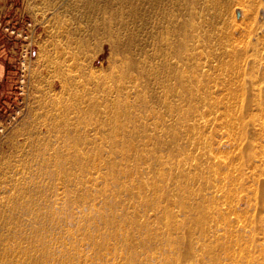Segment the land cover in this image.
Wrapping results in <instances>:
<instances>
[{
  "label": "bare ground",
  "instance_id": "6f19581e",
  "mask_svg": "<svg viewBox=\"0 0 264 264\" xmlns=\"http://www.w3.org/2000/svg\"><path fill=\"white\" fill-rule=\"evenodd\" d=\"M68 2L101 21L0 153V264H264V0Z\"/></svg>",
  "mask_w": 264,
  "mask_h": 264
},
{
  "label": "rangeland",
  "instance_id": "374dc122",
  "mask_svg": "<svg viewBox=\"0 0 264 264\" xmlns=\"http://www.w3.org/2000/svg\"><path fill=\"white\" fill-rule=\"evenodd\" d=\"M68 1L0 0V22L2 26L14 28L21 32L23 37L28 36V40H24L23 38L12 37L5 30L0 29V40L2 39V44L6 43L7 54L12 57V64L8 67V80L11 89L6 100L7 105L5 104L3 111H0V153L11 150L10 142L16 139L22 140L17 132L24 123L31 122L36 112H40L39 101L46 100V97L60 92L58 84L55 89L50 85L54 79V70L49 63L52 58H56V54L57 57H61L62 53H65L64 44L68 41L57 38V30L60 31L63 28L83 29L85 26L89 29L95 22L101 21L97 10L85 14L87 16H83L84 18L66 12ZM234 13V18L239 20V11ZM27 25L31 26L28 27ZM90 31L91 29L84 35L75 33L69 40L73 41L75 38L81 39L82 37L93 40ZM9 39L11 40L9 41ZM90 42L93 44V41ZM103 46L97 66L102 60L110 58L108 45L103 43ZM26 47L29 54L23 59L22 50ZM24 62L26 63L25 68ZM104 66H107V61H105ZM219 137V143L222 144L224 138ZM249 173L250 171H248ZM255 187L257 189L256 185ZM251 199L255 200V205L252 200L248 204L246 198H242L240 199L242 202L238 204L239 208L245 209L252 215L257 213L256 215L264 216V201L260 202L256 196H252Z\"/></svg>",
  "mask_w": 264,
  "mask_h": 264
},
{
  "label": "crops",
  "instance_id": "0c3cea01",
  "mask_svg": "<svg viewBox=\"0 0 264 264\" xmlns=\"http://www.w3.org/2000/svg\"><path fill=\"white\" fill-rule=\"evenodd\" d=\"M10 40L11 39H9V41ZM1 41L2 39L0 40V111H3V108L5 107L4 105L7 103L6 100L8 99V94L10 93L9 91L11 89L8 80V67L12 64V57L7 54V48L5 47L6 43L2 44Z\"/></svg>",
  "mask_w": 264,
  "mask_h": 264
},
{
  "label": "built area",
  "instance_id": "2783aa9c",
  "mask_svg": "<svg viewBox=\"0 0 264 264\" xmlns=\"http://www.w3.org/2000/svg\"><path fill=\"white\" fill-rule=\"evenodd\" d=\"M27 26L29 27L31 25H27ZM0 29L5 30V32L9 33V35L12 36V37L23 38L24 40H28V36L23 37L22 36L23 34L21 32L16 31L14 28L4 27V26H2V23L1 22H0ZM28 48H29V45H28ZM28 48L26 47V48H24L22 50V52H23V54H22L23 59L26 58V56L29 54Z\"/></svg>",
  "mask_w": 264,
  "mask_h": 264
},
{
  "label": "water",
  "instance_id": "95a60500",
  "mask_svg": "<svg viewBox=\"0 0 264 264\" xmlns=\"http://www.w3.org/2000/svg\"><path fill=\"white\" fill-rule=\"evenodd\" d=\"M238 17H239V14H238Z\"/></svg>",
  "mask_w": 264,
  "mask_h": 264
}]
</instances>
